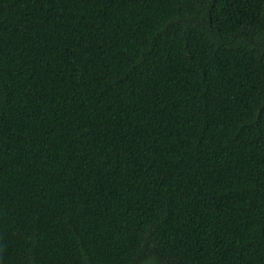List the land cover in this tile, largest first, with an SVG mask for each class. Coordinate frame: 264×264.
<instances>
[{"label": "trees", "instance_id": "obj_1", "mask_svg": "<svg viewBox=\"0 0 264 264\" xmlns=\"http://www.w3.org/2000/svg\"><path fill=\"white\" fill-rule=\"evenodd\" d=\"M0 264H264V0H0Z\"/></svg>", "mask_w": 264, "mask_h": 264}]
</instances>
